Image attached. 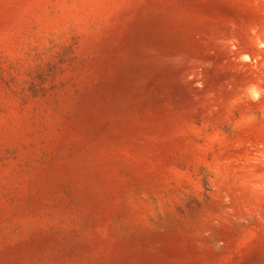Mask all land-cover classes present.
Segmentation results:
<instances>
[{"label":"rangeland","instance_id":"1","mask_svg":"<svg viewBox=\"0 0 264 264\" xmlns=\"http://www.w3.org/2000/svg\"><path fill=\"white\" fill-rule=\"evenodd\" d=\"M0 264H264V0H0Z\"/></svg>","mask_w":264,"mask_h":264}]
</instances>
